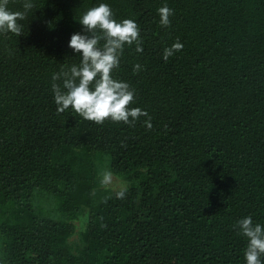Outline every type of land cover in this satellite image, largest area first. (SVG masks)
<instances>
[{
	"label": "trees",
	"instance_id": "16d2710c",
	"mask_svg": "<svg viewBox=\"0 0 264 264\" xmlns=\"http://www.w3.org/2000/svg\"><path fill=\"white\" fill-rule=\"evenodd\" d=\"M32 2L24 35L0 34V264H246L233 226L264 227V0ZM100 3L140 29L112 76L151 130L57 114L52 76L80 63L68 44Z\"/></svg>",
	"mask_w": 264,
	"mask_h": 264
},
{
	"label": "clouds",
	"instance_id": "9594fccd",
	"mask_svg": "<svg viewBox=\"0 0 264 264\" xmlns=\"http://www.w3.org/2000/svg\"><path fill=\"white\" fill-rule=\"evenodd\" d=\"M9 0H0V34L12 33L17 37L24 35V24L29 14L37 6L32 0H23L22 11H11ZM160 25L170 27V17L174 10L166 4L158 9ZM78 22L83 26L82 33L71 36L68 47L74 53L80 54V63L71 66L64 65L61 71L52 76V91L57 114L70 109L84 120L103 125L106 120L123 122L134 127L141 118L146 117L144 126L151 130V116L140 108H130L134 103L135 90L127 82L113 78L112 72L120 66L121 56L125 46L135 45V52H143V40L137 23L131 19L117 22L108 4L100 3L88 9L81 15ZM183 49V44L177 40L171 47L163 51V59L168 61L176 52ZM137 63L133 72L142 71ZM56 81H62L61 84ZM101 185H113L114 174L104 170L101 174ZM128 189L121 186L115 190L117 199H124ZM107 202V199L104 201ZM238 235L248 241L244 251L246 264H264V227L254 223L251 216L242 218L233 226Z\"/></svg>",
	"mask_w": 264,
	"mask_h": 264
},
{
	"label": "rangeland",
	"instance_id": "374dc122",
	"mask_svg": "<svg viewBox=\"0 0 264 264\" xmlns=\"http://www.w3.org/2000/svg\"><path fill=\"white\" fill-rule=\"evenodd\" d=\"M121 186H123L122 181L119 178L114 177L113 185H111L109 187H112L114 189H119ZM76 225H77L79 230H81L83 228V226H85V224L83 225V222H81V221H77ZM77 232H79V231L77 230ZM73 240L77 241V238H75Z\"/></svg>",
	"mask_w": 264,
	"mask_h": 264
}]
</instances>
